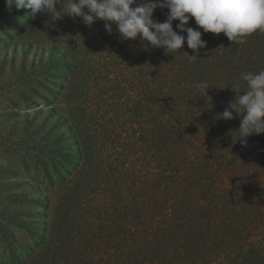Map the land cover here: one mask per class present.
I'll return each mask as SVG.
<instances>
[{
  "label": "trees",
  "instance_id": "1",
  "mask_svg": "<svg viewBox=\"0 0 264 264\" xmlns=\"http://www.w3.org/2000/svg\"><path fill=\"white\" fill-rule=\"evenodd\" d=\"M167 15L157 8L153 19ZM104 23L46 13L27 22L62 49L61 115L79 147L31 264H264V133L245 146L237 114L216 119L231 84L245 87L240 74L264 70V32L236 44L192 18L186 27L207 47L195 53L185 40L165 55ZM205 81L207 96L196 87Z\"/></svg>",
  "mask_w": 264,
  "mask_h": 264
},
{
  "label": "rangeland",
  "instance_id": "2",
  "mask_svg": "<svg viewBox=\"0 0 264 264\" xmlns=\"http://www.w3.org/2000/svg\"><path fill=\"white\" fill-rule=\"evenodd\" d=\"M30 10L0 0V264H31L42 253L47 201L57 199L78 151L61 115L65 60L27 26Z\"/></svg>",
  "mask_w": 264,
  "mask_h": 264
},
{
  "label": "clouds",
  "instance_id": "3",
  "mask_svg": "<svg viewBox=\"0 0 264 264\" xmlns=\"http://www.w3.org/2000/svg\"><path fill=\"white\" fill-rule=\"evenodd\" d=\"M8 8L28 9L30 15L37 13L51 15V21H59L65 15L82 18L83 23L91 27L97 20L104 21L108 34H112V25L123 40L140 38L141 45L147 49L160 48L165 55H171L187 47L195 53L207 47L202 40L204 33H223L230 42L243 43V38L257 31L264 32V0H5ZM60 5L57 10L56 5ZM135 5V6H133ZM168 9L164 22L153 19L157 9ZM194 18L198 29L186 27ZM173 21H179L175 31ZM46 23H49L46 21ZM181 35L179 33H185ZM195 60L197 55H189ZM240 79L245 87L233 83L235 98L228 107L217 114L216 119L231 120L234 113L240 117L239 139L246 146L245 138L264 133V70L242 72ZM196 87L207 96L208 83L201 82ZM227 87V86H226ZM225 87V88H226ZM224 89V88H223ZM243 93V94H242Z\"/></svg>",
  "mask_w": 264,
  "mask_h": 264
}]
</instances>
